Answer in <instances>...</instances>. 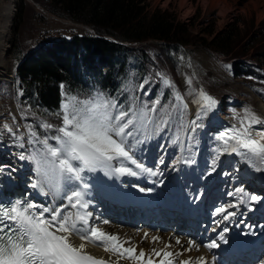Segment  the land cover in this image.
<instances>
[{
  "label": "rangeland",
  "instance_id": "obj_1",
  "mask_svg": "<svg viewBox=\"0 0 264 264\" xmlns=\"http://www.w3.org/2000/svg\"><path fill=\"white\" fill-rule=\"evenodd\" d=\"M139 1L146 10L159 9L172 13L183 25L189 26L190 34L184 39L187 42L185 45L170 44L164 49V54L159 52L149 54L148 76L158 85L157 95L166 89L160 82L161 78L156 74L163 73L170 78L188 104L185 120L190 121L199 115L198 122L203 125L194 134L195 139L191 144L186 139L188 134L186 130L181 129L178 133L175 130L174 134L168 137H165L167 130L155 135L154 138L137 147L136 155L139 162L143 163V159L145 161L143 164L151 172L154 169L164 172V168L167 175L171 177V180L168 178L171 187L179 181L178 184L182 181L189 183L192 178L200 180V189H203L204 193L210 190L215 198L224 199L228 205H232L236 209L241 219L240 223L245 222L256 227L263 226L264 183L252 178L250 175L252 173L247 168H242L236 156L223 159L224 157L221 155V159L218 153L215 154V156L219 155L216 169L209 174L211 161L214 157L211 155L209 147L211 139L214 137L212 134L219 132L222 125L220 122L216 130H212L214 121H219L218 117L228 110L229 104L236 108L250 107L253 103L252 98L264 104V78L237 76L233 66L235 62L243 61L246 57L256 60L264 67V0H189L187 3H184V0ZM10 4H12L13 13L9 25L10 37L6 44L10 51L9 59L12 66L8 77L0 79V104L3 109H1L0 115L13 126L14 130L17 126L19 127L18 134L24 133L22 140L17 141V144L23 142L25 147L22 152L29 155L31 151L27 143L25 124L31 123V120L35 119L38 125L51 123L58 127L62 124L63 113L61 107L60 113L42 117L34 110L19 103L13 94L14 83L12 82V71L18 58L36 52L32 50L38 46H40L38 53L46 50L44 44L49 40L61 36L69 37L76 33L93 35V30L92 26L88 24L50 11L48 0H5L6 6ZM87 26L91 29H88ZM224 36L230 39L226 47L218 50L210 45L211 42ZM130 44L134 47L140 45L136 42ZM150 45V48L156 50L161 48L156 43ZM226 65L227 67H225ZM186 78L192 79L191 86L185 83ZM203 88L217 101L218 110L212 111V109L201 107L194 116L192 106L197 103H193V100L198 99V92ZM167 89L171 91L170 88ZM146 91H149V96L146 98L154 99L151 90ZM97 94L99 93H91L83 97L65 96L62 104L66 99L72 97L81 101L95 97ZM211 111L213 119H210ZM13 117H15L16 124H13ZM177 138L184 141L183 145L180 143L171 144L172 139ZM50 143L54 144L53 141ZM161 160L164 163H160ZM188 160L194 162L189 164L186 162ZM27 161L30 167L26 171L28 180L37 183L41 180V176L36 164L34 161ZM184 165L181 172L180 169ZM132 167L135 170V167ZM136 170L140 172L138 169ZM140 173L144 174V172ZM84 175L87 177L86 182L89 185L84 197L89 204L86 211L91 212L92 216H94L92 210H97V204L107 203L118 198L116 190L128 192L134 188L131 184L134 178L132 176H119L118 179L116 175H106L102 170L93 173L86 172ZM141 179H144L143 175ZM141 179L140 181H142ZM134 180L138 181L139 179L135 176ZM237 189H242V192H237ZM71 190L68 188L63 191H54L45 184L43 187H38L36 196L38 202L43 204L42 207H46L56 202L66 203L64 197ZM229 193H233V195H229ZM251 195H256L261 199L252 201ZM92 216L91 219L94 220ZM99 221L100 218H97L93 223L94 226H99Z\"/></svg>",
  "mask_w": 264,
  "mask_h": 264
},
{
  "label": "snow or ice",
  "instance_id": "obj_2",
  "mask_svg": "<svg viewBox=\"0 0 264 264\" xmlns=\"http://www.w3.org/2000/svg\"><path fill=\"white\" fill-rule=\"evenodd\" d=\"M227 67V65L225 66ZM165 89L170 88L172 96L168 103H163L164 92L161 91L154 99L140 100L133 97L126 107L119 104L116 99L105 96L103 93L95 97L77 101L72 97L62 104V124L42 123L38 127L46 133L40 134L31 123L25 124L27 143L31 154L23 152L20 159L34 161L41 180L32 186L43 187L47 184L51 190L63 191L71 188L61 203L56 208L38 207L34 203L17 200L10 206L0 204V264H110L112 257L117 259L113 264H119L120 259H129L138 264H174L173 256L182 255L181 252H169L164 249H152L147 254L140 249L137 254L136 246L131 238L122 239L118 234L109 233L100 227L90 226L91 212L84 199L89 185L86 182V172L102 170L106 175L138 176L139 172H151L136 156V149L145 141L164 132L166 129L187 130L189 144L195 139V133L203 125L199 123V115L186 121L185 116L188 104L184 96L177 89L174 82L163 73H157ZM185 83L192 85V79L186 78ZM149 84L145 80L139 85L144 89ZM63 87V86H61ZM144 97L149 96V91H143ZM202 102V103H201ZM193 103L201 104L203 108L211 110L217 101L200 89L198 99ZM245 115L240 118V127L219 133L215 137L220 142L216 148L217 153H235L250 167L257 171H264V128H255L264 125V117L257 115L251 109H244ZM13 124H16L13 117ZM17 141H21L24 133H19V127L5 123L2 125ZM255 133V137H253ZM53 141V143H50ZM173 144L184 141L172 139ZM24 149L25 144L19 143ZM219 155L214 156L210 165V172L216 169ZM191 164L194 161L188 160ZM160 163H164L163 160ZM131 165V166H129ZM81 182V183H76ZM141 192L151 189H139ZM242 192V189H237ZM233 195V193H229ZM252 201L261 198L251 195ZM232 205L215 209L217 215L223 214V220H228L236 213L228 211ZM107 224L108 221H104ZM224 228L220 239H224ZM75 234L82 241L74 245L70 237ZM148 233L144 234L147 238ZM152 242L159 241L160 237L153 236ZM88 243L102 248L110 256L96 257L86 250ZM179 245L181 241L176 240ZM189 248H198L195 241L189 240ZM170 245H165V248ZM208 249L216 248L215 241L204 245ZM153 256L160 257L154 260ZM179 264H192L191 259L181 260ZM198 264H204V257L198 258ZM264 264V262H262Z\"/></svg>",
  "mask_w": 264,
  "mask_h": 264
},
{
  "label": "trees",
  "instance_id": "obj_3",
  "mask_svg": "<svg viewBox=\"0 0 264 264\" xmlns=\"http://www.w3.org/2000/svg\"><path fill=\"white\" fill-rule=\"evenodd\" d=\"M48 9L92 26L94 34L61 36L45 43L46 50L38 53V46L32 50L36 52L18 58L13 94L22 106L42 117L61 112L64 94L118 96L126 107L133 97L153 99L142 95L145 90L153 95L158 92L157 83L148 76L149 54H164L170 44L185 45L190 34L189 26L172 13L148 11L139 0H48ZM229 41L224 36L210 45L219 50ZM131 42L140 45L134 47ZM151 43L161 48H150ZM233 66L237 76L264 78V67L256 60L245 57ZM145 80L149 84L142 90L139 85ZM171 96L166 89L162 102L168 103ZM31 124L43 135L35 119Z\"/></svg>",
  "mask_w": 264,
  "mask_h": 264
},
{
  "label": "bare ground",
  "instance_id": "obj_4",
  "mask_svg": "<svg viewBox=\"0 0 264 264\" xmlns=\"http://www.w3.org/2000/svg\"><path fill=\"white\" fill-rule=\"evenodd\" d=\"M188 1L189 0H184V3H187ZM12 13H13L12 4L6 6L5 0H0V79L8 77V74L10 73V69L12 66L10 65V59H9L10 51L6 44L10 37L9 25L12 18ZM252 101H253L252 105L250 107L248 106L245 108H236L235 106L233 107L232 105L229 104V106L227 107L228 110L225 111L222 116L218 117L219 121L212 120L214 121L212 130H216L220 122L222 124L220 126L219 132L212 134L214 137H212L211 144L209 147L212 156H215V154H217L215 149L221 146L220 142L217 141L215 137L218 136L219 133L231 129L233 126L239 128L241 123L240 118H242L245 115L244 109L246 108L251 109L257 115L264 117V104L262 102H258V100L254 98H252ZM201 107H202L201 104L192 106L194 116L199 112V109ZM1 109L2 108L0 104V111ZM214 109L218 110V105L212 108V111ZM212 111H211L210 119L211 118L213 119ZM5 123L7 122L4 120L2 115H0V183L12 189L14 188L16 189L17 188L16 186L19 185V188L23 189L26 192V196L30 203H34L38 207H42L43 204L38 202V198L36 197V192L34 190L35 188L32 186L33 184L36 183L31 180H28L29 177L26 175V171L29 170L30 168L28 161L27 159H23V160L20 159L22 148L19 147V144H17V140L13 137V135L8 133L5 129H3L2 125ZM254 127L259 129V128H264V125H257ZM253 137L256 138L255 133H253ZM218 154L220 155L221 159H222L221 155L224 157L223 159H227L230 156H236L239 162L241 163L242 168L243 169L247 168L252 173L250 174L252 178L254 179L256 178L261 183H264V171H257L254 168L250 167L246 162L241 160V158L237 156L235 153H218ZM142 161L143 163H145L143 159ZM185 165L181 167L180 169L181 172L183 171L182 169H184ZM160 168H163V166H160ZM163 171L164 172H161L158 169H154L153 172L155 173V175H152L150 172L146 175L150 179V183L148 185V189H151L150 192L149 191L141 192L139 189L144 187L138 188L139 180L138 181L134 180L135 178L134 177L131 181V184L134 187L132 190H130L129 192H126V190L125 191L116 190L115 193L117 194L118 197L121 198H123L125 195L129 193H132L130 200L133 203L138 204L140 207H143L148 202L156 203L159 206V208H156L154 210L155 212L160 211V209L164 210L166 208V202L164 201V199L169 192L176 197H185L187 199L194 200L197 202H201L203 199H205V197L201 199L200 196H197L198 189L200 188L198 182L200 180H197L196 178L190 179L191 181H189V184L184 181L178 184L180 182L179 181L176 183L178 185L175 188H173L174 186L172 187L168 186L171 177L167 175L164 168ZM144 173L146 174L147 172ZM140 175L141 173L139 172L138 176ZM117 178L119 179V176H117ZM168 178L170 179L169 181ZM211 201L213 202L214 200ZM59 205L60 203L56 202L55 204L46 207L56 208ZM118 216L119 215H116V217ZM91 220L92 219L90 218V221ZM104 221H108V223L104 224L103 223ZM90 225L94 226L93 223H90ZM111 225H112L111 222L106 217H102L101 223L97 227H100L101 229L113 234H119L122 239H126L124 237H131V242L135 244L136 251H138L139 248H143L146 250V256L148 253L152 252V249H156V250L164 249L166 251L173 253L181 252L182 255L175 256L176 258L186 257L188 259H191V261L193 262H198L199 257H204V260L207 261V264H213L212 261H210L209 257L200 248L192 247L191 251H185V249L188 248L187 247L188 240L185 238H180L175 235H170V237L167 238L166 236L169 235L170 233L153 231L151 229H148L147 227L143 229L136 228L129 230L128 228H116ZM253 232L259 233L260 238H264V226ZM145 233H148L147 238L144 237ZM153 236L160 237L159 241L152 242L151 238ZM177 239L181 241L179 245L176 243ZM70 240L74 245H79L82 242L79 239V236L75 234H73L70 237ZM166 244L170 245V247L165 248ZM262 247H264V242L262 243ZM86 250L98 258L104 257L105 259H108L110 256V254L104 252L102 248L96 247L91 243H88ZM116 259L117 258L113 256L110 262H114ZM153 259L158 261L160 257L153 256ZM263 260H264V256L261 255L260 258L258 259V262L262 263ZM119 264H138V262L129 259H120Z\"/></svg>",
  "mask_w": 264,
  "mask_h": 264
}]
</instances>
